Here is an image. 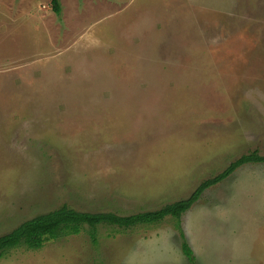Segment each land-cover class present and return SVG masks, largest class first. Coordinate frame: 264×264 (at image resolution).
Returning <instances> with one entry per match:
<instances>
[{
    "label": "rangeland",
    "instance_id": "rangeland-1",
    "mask_svg": "<svg viewBox=\"0 0 264 264\" xmlns=\"http://www.w3.org/2000/svg\"><path fill=\"white\" fill-rule=\"evenodd\" d=\"M0 0V235L62 204L130 214L264 154V0ZM197 264H264V163L182 214ZM174 219L0 264H191Z\"/></svg>",
    "mask_w": 264,
    "mask_h": 264
},
{
    "label": "trees",
    "instance_id": "trees-1",
    "mask_svg": "<svg viewBox=\"0 0 264 264\" xmlns=\"http://www.w3.org/2000/svg\"><path fill=\"white\" fill-rule=\"evenodd\" d=\"M50 5L54 14L59 15L61 13L60 0H50ZM248 163H264V154H260L258 149L241 154L222 171L202 180L186 198L166 203L154 210L118 214L113 211H80L62 204L57 208L26 219L9 232L0 235V256L8 250L19 246H24L28 249H38L46 241L78 234L84 227H88L93 243L97 241L96 230L99 225L116 226L125 229L136 225L155 224L166 217H171L174 219L176 227L179 228L182 214L201 197L207 188L223 181L238 167ZM179 234L182 253L191 264H197L193 250L187 243L181 228H179Z\"/></svg>",
    "mask_w": 264,
    "mask_h": 264
}]
</instances>
